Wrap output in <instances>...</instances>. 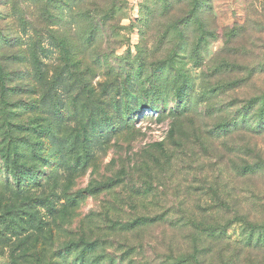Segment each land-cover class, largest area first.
Returning <instances> with one entry per match:
<instances>
[{"label":"rangeland","instance_id":"1","mask_svg":"<svg viewBox=\"0 0 264 264\" xmlns=\"http://www.w3.org/2000/svg\"><path fill=\"white\" fill-rule=\"evenodd\" d=\"M22 1L0 0V218L27 196L65 211L53 222L37 206L42 232L28 218L24 235L7 229L0 264H64L80 240L104 264L143 241L130 259L162 264L183 253L189 225L231 222L233 242L236 219L264 226V0ZM33 142L45 144L32 165L41 186L23 197L11 170ZM143 218L156 222L112 233Z\"/></svg>","mask_w":264,"mask_h":264},{"label":"trees","instance_id":"2","mask_svg":"<svg viewBox=\"0 0 264 264\" xmlns=\"http://www.w3.org/2000/svg\"><path fill=\"white\" fill-rule=\"evenodd\" d=\"M59 2L61 0H58ZM69 0H65V4L63 7L66 6ZM27 3L26 0L21 2V6H25ZM75 3V2H74ZM62 10V8H61ZM73 10V8H72ZM29 45V44H28ZM26 43V46H28ZM31 48V44L29 45ZM34 50V49H33ZM37 51V49H36ZM30 54L36 58V52H30ZM30 60H32L30 58ZM261 106V107H260ZM258 107L257 115L264 117V106L263 104ZM96 120V119H95ZM95 127V126H94ZM262 131V129L260 130ZM264 131V130H263ZM47 139L49 141V148L52 149L55 142H58L57 138L52 133H48ZM93 140L91 141V137L85 135L83 139V143L85 145L86 152L88 153L86 156L91 157L92 154L90 153L91 145ZM23 143H18L14 145V150L18 151V147L22 146ZM45 144H37L35 142L29 144L26 149L22 150V154L17 155V159L14 160V169L11 170L16 183V189L19 195L24 197L25 194H29L33 187H40V179L32 176L33 167L32 165L37 163V151L36 148L39 146H44ZM47 145V144H46ZM90 147V148H89ZM85 159H77V165L82 163L84 165ZM30 165V166H29ZM51 178H46L49 181ZM26 180L27 183L21 185V181ZM31 198V197H30ZM28 196L24 197L23 207L24 209L26 206L28 211L26 210H19L14 211L13 213L8 212L6 216L0 218V227L5 226L3 232L0 228V238H5L7 235L4 233L7 229L10 230L9 237H12L16 230L18 229L17 235L22 236L24 235V230L28 229L29 227L36 228L39 232H42L47 223L49 222L47 219L38 218V214L35 211L37 206H44L48 207V215L53 222L59 218V215L65 211V209L61 208L56 210L52 206H50L49 200L47 201L46 198H37L36 200L30 199ZM50 198V197H49ZM51 199V198H50ZM74 203V200L68 202V204ZM33 212H32V211ZM31 211V213H29ZM58 216V217H57ZM28 218L29 227L24 224L25 219ZM154 219H139L138 221L131 223L127 226L115 228L113 229L112 233L114 234H141L142 232L149 230V228L153 227ZM236 223L241 225L240 230V240L237 242L230 241L227 238V230L230 226L231 222L225 225H217V226H201L200 224H192L189 225L188 229L186 230L189 233L187 238V242H180V248L177 253L178 255L169 256L166 259H163L162 264H236L234 262L227 261V258L233 259L243 254H252L255 256H264V226H258L255 224L248 223L243 218H238L235 220ZM26 226V227H24ZM174 231V230H173ZM49 236L51 238L52 229H49ZM29 238L25 237L24 239L20 240L17 244V250L25 249L28 246ZM173 242V240H172ZM131 244V243H130ZM145 242H140L138 245H129L121 255L119 261L120 264L124 263L128 260V264H135L130 257L136 251H145L146 247ZM98 245L93 242H83L80 240L77 242H70L63 248L64 253V264H104L107 256L98 255L97 254ZM151 253L156 252V247H151ZM28 251L25 249V252ZM27 253H23L26 255ZM13 261L16 263L15 259ZM116 261L114 257H110L107 260V264H115ZM239 263V262H238Z\"/></svg>","mask_w":264,"mask_h":264}]
</instances>
